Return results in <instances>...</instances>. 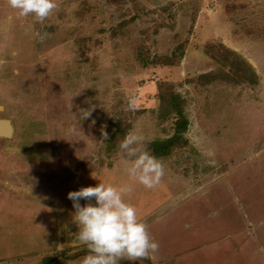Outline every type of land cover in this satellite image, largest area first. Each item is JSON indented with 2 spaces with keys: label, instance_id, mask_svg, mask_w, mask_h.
Instances as JSON below:
<instances>
[{
  "label": "rangeland",
  "instance_id": "rangeland-1",
  "mask_svg": "<svg viewBox=\"0 0 264 264\" xmlns=\"http://www.w3.org/2000/svg\"><path fill=\"white\" fill-rule=\"evenodd\" d=\"M58 3L41 25L0 0V118L13 126L0 136V264H59L68 230L78 231L67 193L133 183L118 143L135 131L153 154L151 143L175 132L160 99L171 93L187 144L156 156L165 165L156 188L133 183L125 199L164 264L188 240L185 264H226L228 251L196 250L208 245L238 248L243 263L264 254V0ZM168 56L173 65L158 59ZM251 72L256 83L242 76Z\"/></svg>",
  "mask_w": 264,
  "mask_h": 264
},
{
  "label": "clouds",
  "instance_id": "clouds-1",
  "mask_svg": "<svg viewBox=\"0 0 264 264\" xmlns=\"http://www.w3.org/2000/svg\"><path fill=\"white\" fill-rule=\"evenodd\" d=\"M6 3L18 17H32L34 24L41 25L60 8L58 0H6ZM33 35L41 42L47 38V33L41 31H35ZM92 111L91 107L81 109L80 119H88ZM69 132L75 134V127ZM102 135L103 139H109L103 130ZM118 149L130 181L145 189H154L161 183L165 165L148 150L142 134L128 132L119 141ZM133 183L113 185L99 182L96 186L67 193L75 210L71 223L78 228L77 232L68 230L71 238L68 247L86 249L87 255L81 264H121L122 261L137 264L141 260L154 259L159 243L150 235L148 225L138 217L137 208L125 199L133 192ZM81 200L86 201L83 206Z\"/></svg>",
  "mask_w": 264,
  "mask_h": 264
},
{
  "label": "trees",
  "instance_id": "trees-1",
  "mask_svg": "<svg viewBox=\"0 0 264 264\" xmlns=\"http://www.w3.org/2000/svg\"><path fill=\"white\" fill-rule=\"evenodd\" d=\"M214 48H215V45H213V44H210L208 46V49H210V51L213 50ZM158 59H162L160 61H162V63H165V64H170V65L174 64V60H173L172 56H168V57H164V58L160 57ZM148 62H150V61H148ZM251 74H252V72H251ZM252 75L253 76H249L250 77L249 78V77H246L245 74H242V76L246 80L250 79V81L252 83H256L258 80L256 72H253ZM160 99H161V102L163 103L162 106L164 109V112H163L164 116L166 117L170 114H173V116L175 118V132H174V134L172 136L166 138V139L154 140L151 143L153 154L157 157H165V156L169 155L170 152L174 148H178V147L180 148V147H183L184 145L187 144V139L183 136V134L188 128V119L184 113L183 106H182L183 105L182 100H181L179 94L171 93L168 97L161 96ZM120 124L121 123L119 122V125ZM114 133H117V131ZM123 136H124V134H123ZM52 261H53V259L49 258L48 262L46 264H52L53 263Z\"/></svg>",
  "mask_w": 264,
  "mask_h": 264
},
{
  "label": "crops",
  "instance_id": "crops-1",
  "mask_svg": "<svg viewBox=\"0 0 264 264\" xmlns=\"http://www.w3.org/2000/svg\"><path fill=\"white\" fill-rule=\"evenodd\" d=\"M264 227V226H263ZM189 228V227H188ZM261 233L264 234V228H261ZM191 230V229H190ZM192 231V230H191ZM190 240H188L187 242H184L182 244H180L179 246H177L176 251L174 250L173 253V258L171 260L170 264H185L182 262V260H184L185 257L190 256L192 253H194V247H192V243L189 242ZM69 244L65 243V246L67 247ZM209 246V245H208ZM208 246H204L202 248L196 249L199 252L203 251V255H207L209 254V251H213V250H221V251H228L227 253H223L222 255H220L221 259H222V263H226V264H264V254H254L255 256L252 258L250 257H246V261L245 263H243L242 261V257L239 258L240 255H238V253L235 252L236 247L231 246V245H224L223 247L221 245V248H210ZM68 248V254H66V256L62 257L61 261L59 262V264H76V263H81L82 258L87 255L86 250L80 249V250H74L71 247H67ZM258 248V247H257ZM193 250V251H192ZM236 250L239 251V249L237 248ZM233 251V252H232ZM211 253V252H210ZM260 257H259V256ZM229 256V257H228ZM251 256V255H250ZM163 255L161 254V252H158L157 254H155L154 259L152 261H148V260H141L139 262H137V264H164L163 261ZM226 258V259H225ZM245 258V257H244ZM225 259V260H224ZM64 261V262H63ZM79 261V262H77ZM121 264H128L127 261H122Z\"/></svg>",
  "mask_w": 264,
  "mask_h": 264
},
{
  "label": "water",
  "instance_id": "water-1",
  "mask_svg": "<svg viewBox=\"0 0 264 264\" xmlns=\"http://www.w3.org/2000/svg\"><path fill=\"white\" fill-rule=\"evenodd\" d=\"M0 108L2 107L0 106ZM2 122H4L7 125V130H5L4 132H0V136L10 137L13 133V126L10 119L0 118V123Z\"/></svg>",
  "mask_w": 264,
  "mask_h": 264
},
{
  "label": "bare ground",
  "instance_id": "bare-ground-1",
  "mask_svg": "<svg viewBox=\"0 0 264 264\" xmlns=\"http://www.w3.org/2000/svg\"><path fill=\"white\" fill-rule=\"evenodd\" d=\"M5 130H7V125L4 122L0 123V132H4Z\"/></svg>",
  "mask_w": 264,
  "mask_h": 264
}]
</instances>
